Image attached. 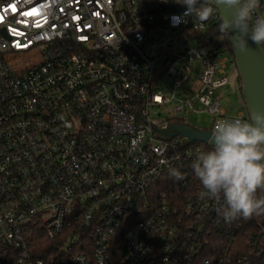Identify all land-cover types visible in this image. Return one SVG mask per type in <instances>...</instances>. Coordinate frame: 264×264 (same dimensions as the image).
I'll return each mask as SVG.
<instances>
[{
  "label": "built area",
  "instance_id": "1",
  "mask_svg": "<svg viewBox=\"0 0 264 264\" xmlns=\"http://www.w3.org/2000/svg\"><path fill=\"white\" fill-rule=\"evenodd\" d=\"M177 2L0 0V264H264V222L240 232L201 195L191 165L209 142L155 136L231 117L234 63L208 41L219 10L201 22Z\"/></svg>",
  "mask_w": 264,
  "mask_h": 264
},
{
  "label": "clouds",
  "instance_id": "2",
  "mask_svg": "<svg viewBox=\"0 0 264 264\" xmlns=\"http://www.w3.org/2000/svg\"><path fill=\"white\" fill-rule=\"evenodd\" d=\"M184 6L183 16L206 21L216 13V0H178ZM228 9L219 25L231 37L233 47L248 50V41L264 46V16L254 15L258 0H220ZM181 17L172 15L173 25ZM210 147L199 151L192 162V170L201 186V195L222 200V216L227 221L236 216L248 217L264 213V198H257V190L264 188V111L249 118L234 116L216 120L208 133ZM169 175L177 180L182 173L169 168Z\"/></svg>",
  "mask_w": 264,
  "mask_h": 264
},
{
  "label": "water",
  "instance_id": "3",
  "mask_svg": "<svg viewBox=\"0 0 264 264\" xmlns=\"http://www.w3.org/2000/svg\"><path fill=\"white\" fill-rule=\"evenodd\" d=\"M216 6L221 20L230 15L228 9L220 4V0H216ZM228 41L230 42L234 67L239 80L240 95L246 115L249 118L252 113L264 111V51L258 43L249 40L248 50L240 52L233 47L229 34ZM208 133V131H198L190 124L172 123L168 124L164 130H157L155 136L163 140L181 136L189 144L191 142H207ZM133 213L136 214L135 210Z\"/></svg>",
  "mask_w": 264,
  "mask_h": 264
},
{
  "label": "trees",
  "instance_id": "4",
  "mask_svg": "<svg viewBox=\"0 0 264 264\" xmlns=\"http://www.w3.org/2000/svg\"><path fill=\"white\" fill-rule=\"evenodd\" d=\"M209 39L208 40L209 42H212L214 47L217 49V50H220L219 52L220 53H224L226 54L229 58L232 59V63H234L233 61V58H232V54H231V46H230V42L228 41V34L227 32H222L220 30V28H213L212 29V33L209 34ZM212 39V40H211ZM207 42V41H206ZM238 83H239V80H238ZM178 122V121H177ZM175 181H177L176 179H173ZM174 181L172 180H168L166 182V180L159 186V190L161 191H165L169 194H178V193H182L184 189L182 188H179L178 186L176 187V184L174 186ZM257 198H264V188L262 189H258L257 190ZM257 222H264V213H261V214H253V215H250L248 217H243V216H240L239 218H237V222H236V228L238 231L241 232V229H243L244 231L246 232H254L255 230H257L258 226L255 225ZM238 223V225H237ZM125 233V231H124ZM123 232H118L117 235H116V240H118V249H119V252H118V258H121L123 257V254H124V240H123V237L122 235L124 234ZM259 236V235H258ZM210 241H212V244H209V247H208V254L209 252L212 253L213 251L211 250V247H215L216 246H220L218 243H217V236L216 238H211L209 237ZM244 244V243H243ZM257 244H259V250L258 252L259 253H262L264 254V235H261L258 237L257 239ZM210 248V249H209ZM250 252V250L248 248H241V250H239V253H248Z\"/></svg>",
  "mask_w": 264,
  "mask_h": 264
},
{
  "label": "rangeland",
  "instance_id": "5",
  "mask_svg": "<svg viewBox=\"0 0 264 264\" xmlns=\"http://www.w3.org/2000/svg\"><path fill=\"white\" fill-rule=\"evenodd\" d=\"M228 76V85L220 89L219 96H221V107L224 108L227 116H237L239 113H245L244 106L242 105L240 92L238 90L237 75L234 66H230L226 70ZM192 89L194 91L199 87L198 81L194 80ZM170 109V108H169ZM169 109L163 113L166 116ZM243 111V112H242ZM187 124L201 130H208L211 126V118L207 113H191L185 118Z\"/></svg>",
  "mask_w": 264,
  "mask_h": 264
},
{
  "label": "crops",
  "instance_id": "6",
  "mask_svg": "<svg viewBox=\"0 0 264 264\" xmlns=\"http://www.w3.org/2000/svg\"><path fill=\"white\" fill-rule=\"evenodd\" d=\"M237 75V74H236ZM237 82H238V78H237ZM238 90H239V83H238ZM239 92H240V90H239ZM240 97H241V95H240ZM241 101H242V98H241ZM242 105H243V102H242ZM244 110H245V107H244ZM243 112V111H242ZM246 112V111H245ZM239 114H245V113H239Z\"/></svg>",
  "mask_w": 264,
  "mask_h": 264
}]
</instances>
